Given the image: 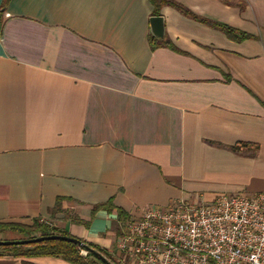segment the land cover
<instances>
[{"label": "crops", "instance_id": "obj_1", "mask_svg": "<svg viewBox=\"0 0 264 264\" xmlns=\"http://www.w3.org/2000/svg\"><path fill=\"white\" fill-rule=\"evenodd\" d=\"M172 1L252 38L163 5L152 40L150 0H0V224L117 253L122 225L99 205L130 218L264 193V0ZM24 262L70 264L0 256Z\"/></svg>", "mask_w": 264, "mask_h": 264}, {"label": "built area", "instance_id": "obj_2", "mask_svg": "<svg viewBox=\"0 0 264 264\" xmlns=\"http://www.w3.org/2000/svg\"><path fill=\"white\" fill-rule=\"evenodd\" d=\"M116 249L115 264H264V193L144 207Z\"/></svg>", "mask_w": 264, "mask_h": 264}, {"label": "trees", "instance_id": "obj_3", "mask_svg": "<svg viewBox=\"0 0 264 264\" xmlns=\"http://www.w3.org/2000/svg\"><path fill=\"white\" fill-rule=\"evenodd\" d=\"M7 1L8 0H6V2ZM150 1L153 3V5L156 8L155 16H158L160 9L163 5L164 6L172 5L182 14L191 16L199 20V22L203 24L220 29L231 40L243 41L245 39L252 38V35L246 34L233 27L218 22H214L209 19L200 18L194 13H192L190 10L186 9L184 6L176 2H173L172 0H150ZM223 2L226 4H230L228 0H223ZM151 39L159 40L152 37ZM165 45L170 47L171 49L173 48L171 43L168 41H166ZM245 146L246 145H243V147ZM103 209H106L109 212L111 210L116 209L118 222L120 226L121 225L123 226L129 220L128 215L122 209L113 207L112 203L99 205L95 207L93 209V216L95 215L96 212ZM57 210L59 212V209ZM74 221L84 226H88V222H84L81 219H74ZM4 231H14L23 235H29L27 239L43 237V236H51V235H61V236L71 237L67 233L62 232L59 229L52 228L48 223L42 222L40 220L34 221L32 226H24V225H16V224H0V232H4ZM84 244L86 245V247L82 248L78 245L65 241H45L42 243L31 244V245L0 247V256L10 255L13 257L24 258V259L51 257V258L62 259L70 264H106L103 261V258H105L108 261V264H115L116 253H108L97 247H93L86 243ZM84 252L86 253L84 254ZM24 264H30V263L24 262Z\"/></svg>", "mask_w": 264, "mask_h": 264}, {"label": "water", "instance_id": "obj_4", "mask_svg": "<svg viewBox=\"0 0 264 264\" xmlns=\"http://www.w3.org/2000/svg\"><path fill=\"white\" fill-rule=\"evenodd\" d=\"M150 30L151 35L156 39H164L166 36V25H165V19L162 16H154L150 19ZM45 241H65L69 243H73L75 245H78L82 248H85L86 245L79 239L73 238V237H67V236H61V235H51V236H43V237H37L32 239H24L20 241H11V242H0V247H10V246H23V245H31V244H37L42 243ZM103 261L108 264V261L103 258Z\"/></svg>", "mask_w": 264, "mask_h": 264}, {"label": "rangeland", "instance_id": "obj_5", "mask_svg": "<svg viewBox=\"0 0 264 264\" xmlns=\"http://www.w3.org/2000/svg\"><path fill=\"white\" fill-rule=\"evenodd\" d=\"M6 234L2 235L0 234V242H11V241H20V240H24L27 239L29 237V235H23L20 234L18 232H14V231H4ZM10 235L9 238H5V235ZM39 236V234H38Z\"/></svg>", "mask_w": 264, "mask_h": 264}]
</instances>
